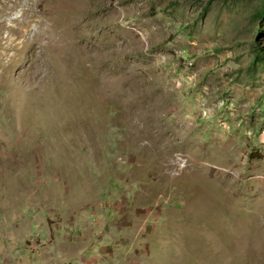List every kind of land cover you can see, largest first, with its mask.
Masks as SVG:
<instances>
[{
    "label": "rangeland",
    "instance_id": "obj_1",
    "mask_svg": "<svg viewBox=\"0 0 264 264\" xmlns=\"http://www.w3.org/2000/svg\"><path fill=\"white\" fill-rule=\"evenodd\" d=\"M263 1L12 0L0 264H264Z\"/></svg>",
    "mask_w": 264,
    "mask_h": 264
},
{
    "label": "bare ground",
    "instance_id": "obj_2",
    "mask_svg": "<svg viewBox=\"0 0 264 264\" xmlns=\"http://www.w3.org/2000/svg\"><path fill=\"white\" fill-rule=\"evenodd\" d=\"M11 1L12 0H0V2H1V4H2V6L0 5V14L1 13H4L5 15L7 14L6 12L10 9V7H11ZM9 12V11H8ZM3 14V15H4ZM0 31H1V29H0ZM0 67H3L2 65H1V57H0ZM0 75H1V73H0ZM13 91V90H12ZM17 92V91H16ZM22 95V94H21ZM20 99V105L21 104H24V106H25V104H26V101L24 100L25 98H24V96H21V98H19ZM24 100V101H23ZM50 105H52V104H50ZM23 108V107H22ZM21 108V109H22ZM28 110V109H27ZM25 111V110H24ZM32 115V114H31ZM33 116V115H32ZM36 117V116H35ZM35 119V118H34Z\"/></svg>",
    "mask_w": 264,
    "mask_h": 264
},
{
    "label": "trees",
    "instance_id": "obj_3",
    "mask_svg": "<svg viewBox=\"0 0 264 264\" xmlns=\"http://www.w3.org/2000/svg\"><path fill=\"white\" fill-rule=\"evenodd\" d=\"M256 17H257L258 20H264V1H263L262 7L256 13ZM260 52H261V54L264 55V48H261Z\"/></svg>",
    "mask_w": 264,
    "mask_h": 264
}]
</instances>
